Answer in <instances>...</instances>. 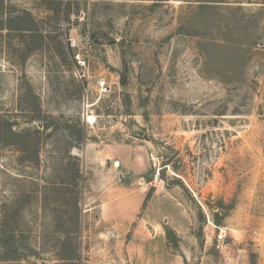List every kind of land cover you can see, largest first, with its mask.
<instances>
[{"label":"rangeland","instance_id":"374dc122","mask_svg":"<svg viewBox=\"0 0 264 264\" xmlns=\"http://www.w3.org/2000/svg\"><path fill=\"white\" fill-rule=\"evenodd\" d=\"M129 183L185 264H264V0H0V264H131Z\"/></svg>","mask_w":264,"mask_h":264},{"label":"crops","instance_id":"0c3cea01","mask_svg":"<svg viewBox=\"0 0 264 264\" xmlns=\"http://www.w3.org/2000/svg\"><path fill=\"white\" fill-rule=\"evenodd\" d=\"M121 173L125 178L127 173ZM105 193L98 205L101 218L128 232L125 252L131 264H185L183 253L170 252L169 242L185 232L187 221L165 192L129 183L110 186Z\"/></svg>","mask_w":264,"mask_h":264},{"label":"built area","instance_id":"2783aa9c","mask_svg":"<svg viewBox=\"0 0 264 264\" xmlns=\"http://www.w3.org/2000/svg\"><path fill=\"white\" fill-rule=\"evenodd\" d=\"M70 47L74 49L76 47V44L74 42H71L70 41ZM74 58H75V62L78 65V67H84L85 66V62H84V60L82 59V57H81V55L79 53L76 54L74 56ZM150 159L153 162V164H155V157L153 156V154H150ZM113 166L115 168H118L120 166V161H115L113 163ZM123 178H124V175L122 173H118V179H119V181H121ZM206 217H207L208 224L209 225H212L218 231V234L216 236V243H217V248L220 249L224 245V242L226 240L227 228H225V227H218V226L213 225L210 222V219H209L208 215H206ZM252 233L253 234H256L257 232L256 231H253Z\"/></svg>","mask_w":264,"mask_h":264}]
</instances>
